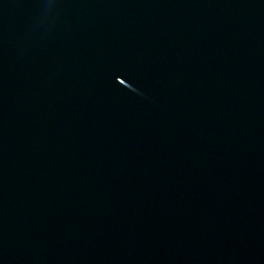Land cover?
Returning a JSON list of instances; mask_svg holds the SVG:
<instances>
[{
    "label": "water",
    "instance_id": "obj_1",
    "mask_svg": "<svg viewBox=\"0 0 264 264\" xmlns=\"http://www.w3.org/2000/svg\"><path fill=\"white\" fill-rule=\"evenodd\" d=\"M0 264H264V0H0Z\"/></svg>",
    "mask_w": 264,
    "mask_h": 264
}]
</instances>
